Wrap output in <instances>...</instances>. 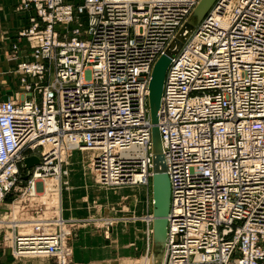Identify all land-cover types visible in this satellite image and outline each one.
<instances>
[{
	"label": "built area",
	"instance_id": "built-area-1",
	"mask_svg": "<svg viewBox=\"0 0 264 264\" xmlns=\"http://www.w3.org/2000/svg\"><path fill=\"white\" fill-rule=\"evenodd\" d=\"M200 1L19 0L36 13L20 33L27 96L0 101V229L15 260L69 264L81 221L44 199L61 193L71 153L94 152L103 188L150 185L153 68ZM84 13L90 39L78 28L62 40L56 26ZM158 118L171 186L164 264H264V0L216 1L172 58Z\"/></svg>",
	"mask_w": 264,
	"mask_h": 264
},
{
	"label": "rangeland",
	"instance_id": "rangeland-1",
	"mask_svg": "<svg viewBox=\"0 0 264 264\" xmlns=\"http://www.w3.org/2000/svg\"><path fill=\"white\" fill-rule=\"evenodd\" d=\"M83 2L84 0H66V3L72 5L75 10L80 5H82ZM191 23L193 25H196L195 20H192ZM78 28L81 31V40L88 41L91 37L89 34L90 18L88 14L84 13L76 15L74 21L68 26H56V30L59 32L62 40H70L73 36V32ZM29 46L31 48L30 43ZM13 56L14 52L10 54V61L15 62L17 59L13 58ZM17 68L18 65L16 69H14L13 67L11 68L13 70L9 73V77L4 75V78H0V101H8L14 99L22 100L25 96H27L21 81V76L17 72ZM75 153H79V155H81L83 159H78V156H75L73 159L75 160V162L71 161L72 164L71 162H69V167L67 168L68 172L70 173V168L74 165L76 166L79 164L80 166L84 167L83 161L86 160V169L90 173V156H92L93 152L80 151ZM75 153L73 152V155ZM72 169H74V167H72ZM72 171L71 179L74 178V175H72ZM66 179H69V176H67ZM96 186L98 189V193L93 194V199L97 200L99 205L102 207V210L98 212L95 209L92 214H88L87 216L72 218V220L74 219L81 222H78V224L73 225L70 228L71 235L67 241L68 246L72 249L74 241L79 239L80 236L84 233V231H86L87 233L89 232L91 234L94 233V235H86L91 239H95V237H100L103 231L106 232L108 226L103 225L102 223L96 224L97 221H102L104 223L108 222L109 220L120 219V223L113 224L110 229L114 227L113 229L118 230L121 235H123L124 239L122 240V246H117L116 258H110L108 261H104L100 264H145L146 258H155L156 264H161L163 259L164 247L162 248V250L157 251L156 246H154V234H152L149 240L148 223L141 220H131L133 216H136L138 218L147 216V205L153 199V182L151 181L150 186L148 188L126 186L118 189H107L101 187L100 185ZM66 191L69 192L67 188ZM55 197L56 196H54V198ZM54 200L55 199H53V201ZM133 200H136V203L133 202ZM9 203L10 199L6 201V204ZM151 203L153 205L154 202ZM153 212L154 208H152V213L150 215L153 216ZM128 218L130 219L123 220ZM87 220L97 221H92L90 223L82 222ZM153 226L154 225H151V229L154 228ZM4 237L5 233L3 230L0 229V264H57V261L53 258L30 259L21 261H17L14 258H11L10 254L8 253L10 247L8 243H5ZM72 257L69 261V264H75L72 262Z\"/></svg>",
	"mask_w": 264,
	"mask_h": 264
},
{
	"label": "crops",
	"instance_id": "crops-1",
	"mask_svg": "<svg viewBox=\"0 0 264 264\" xmlns=\"http://www.w3.org/2000/svg\"><path fill=\"white\" fill-rule=\"evenodd\" d=\"M18 6L19 0H0V78H4V75L9 77V73L13 70L11 68L16 69L20 61L31 60L29 43L27 39L20 38V33L32 27V19L36 16V13L33 8L27 11H19ZM16 44L20 47V57L12 62L10 61V54ZM75 156H78V159H83L79 153H75L72 154L69 162H75L73 160ZM90 158H93V154ZM83 163L84 167L78 164L72 166L74 169L70 168V173L67 175L69 179H66L67 176L63 178L62 214L65 219L84 217L92 214L95 209L98 212L102 210L97 200L93 199V194L98 193L96 186L98 184L92 171L89 173L86 169V160ZM71 171L74 175L73 179H71ZM65 180L68 181V185L71 187L69 192L66 191ZM149 204L147 205V215L152 213L153 208L152 203L149 202ZM113 228L109 230V234L103 231L100 237H95V239L86 236L88 234L94 235V233L84 231L80 238L73 243L72 262L75 264H100L110 258H116V248L122 246L124 237L118 230ZM8 253L13 258L11 249L8 250Z\"/></svg>",
	"mask_w": 264,
	"mask_h": 264
},
{
	"label": "water",
	"instance_id": "water-1",
	"mask_svg": "<svg viewBox=\"0 0 264 264\" xmlns=\"http://www.w3.org/2000/svg\"><path fill=\"white\" fill-rule=\"evenodd\" d=\"M217 0H201L198 6L195 8V10L192 13L191 18L195 20L196 25H193L191 23H187L185 27L180 31L177 39L172 43V45L167 50L166 54L161 56L156 64L154 65L153 72H152V79L150 83V96H149V107H150V115L151 120L153 123V129H152V136H153V143H154V152H155V159H154V173L155 175L152 178L153 182V216L155 218L154 223V237H155V231H156V221L157 219L162 218L164 221V234L165 237L167 236V228H168V215L170 211V205H171V186H170V180L165 172V166L163 162V156L161 154V149H159L161 144V136L160 131L158 128V112L160 109L161 101H162V95L165 85V80L167 76V71L170 67L172 58L174 54H171L176 52L174 51L175 44L178 45V51H180L184 45V42L188 37L192 34V32L195 30L196 26L202 22V20L206 17V15L210 12L214 4ZM188 28V29H187ZM187 31V35H185V32ZM177 51V53H178ZM176 54V53H175ZM39 164V158H28L25 161V165L27 169H31L34 165ZM158 178H162L165 181V187L164 190V196L163 201H161V196L159 195V191L156 188V180ZM161 205V206H160ZM163 207V208H162ZM164 210V212H163Z\"/></svg>",
	"mask_w": 264,
	"mask_h": 264
},
{
	"label": "bare ground",
	"instance_id": "bare-ground-1",
	"mask_svg": "<svg viewBox=\"0 0 264 264\" xmlns=\"http://www.w3.org/2000/svg\"><path fill=\"white\" fill-rule=\"evenodd\" d=\"M193 20V18H191L189 21H188V23H191V21ZM192 24V23H191ZM188 29V28H187ZM179 49H178V45H176L175 44V46H174V51H176V52H174V53H172L171 54V58H172V55L174 54V55H176L177 54V51H178ZM176 53V54H175ZM150 83H151V81H150ZM159 149H161V152H162V145H160V147H159ZM84 151H90V150H82L81 152H84ZM76 152V151H75ZM80 152V151H79ZM90 152H92V151H90ZM72 154L73 153H71L70 155H69V158H68V160H67V165H66V167H65V169H64V171H63V176H62V190H63V187H64V181H63V178L65 177V176H67L68 174H69V172H68V170H67V168L69 167V161H70V158H71V156H72ZM93 157H94V152H93ZM92 160V159H91ZM91 162V161H90ZM91 165V164H90ZM90 167V169H91V171H92V168H91V166H89ZM155 175V173H154V171H153V176ZM56 181V180H55ZM59 181V180H58ZM97 183V182H96ZM48 184H49V182L47 183V190L49 189V186H48ZM66 186H67V190L68 191H70V189H71V187L68 185V181H66ZM150 185H145V186H142V185H139V186H134V187H149ZM126 187V186H125ZM164 187H165V181L162 179V178H158L157 180H156V188L158 189V191H159V195L161 196V201H163V196H164V192L162 191V190H164ZM122 188V187H121ZM136 189V188H135ZM62 190H61V193H57V194H55V200L53 201V202H48L47 200H45L44 199V201H45V203L46 204H50V207H52V206H56L57 208H58V212L62 215V217H63V210H62V202H63V192H62ZM133 191H135V190H133ZM133 202H135L136 203V200H133ZM150 202H154V200L152 199ZM161 206V205H160ZM171 206V205H170ZM163 208V207H162ZM163 212H164V210H163ZM64 218V217H63ZM65 219V218H64ZM130 218H128V219H123V220H129ZM65 220H67V221H77V220H72V219H65ZM119 220L120 219H114V220H109L108 222H102V221H97V220H87V221H84V222H88V223H90V222H95V221H97L96 222V224H100V223H102L103 225H110V224H115V223H120L119 222ZM131 220H134V221H138V220H141V221H145L146 223H148V228H149V231L150 230H152L153 231V234H154V228L153 229H151L152 227H151V225H154V223H155V218H154V216L152 217V219H148L147 217H142V218H138V217H136V216H133L132 217V219ZM113 226V225H112ZM0 227H1V225H0ZM154 227V226H153ZM109 230H110V228L109 229H107V231H106V234H109ZM150 240V239H149ZM166 244H167V242H166V237H165V234H164V221L162 220V218H160V219H157V221H156V231H155V237H154V246H156V249H157V251H160V250H162V248L164 247V252H163V259H162V263L161 264H164L165 263V256H166V248H167V246H166ZM165 245V246H164ZM146 263L145 264H156V261H155V258H146Z\"/></svg>",
	"mask_w": 264,
	"mask_h": 264
}]
</instances>
